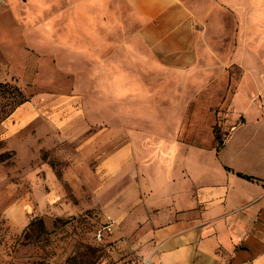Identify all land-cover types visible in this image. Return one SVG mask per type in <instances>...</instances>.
Segmentation results:
<instances>
[{
  "label": "rangeland",
  "instance_id": "obj_1",
  "mask_svg": "<svg viewBox=\"0 0 264 264\" xmlns=\"http://www.w3.org/2000/svg\"><path fill=\"white\" fill-rule=\"evenodd\" d=\"M220 13L218 32L212 14H199L206 30L196 38L198 74L187 80L153 58L138 34L143 16L126 0H0V264L141 263L147 254L139 233L119 224L101 240L95 235L117 196L114 188L102 197L116 173L96 162L132 134L135 92L138 120L152 103H187L180 136L219 144L243 73L231 61L237 32ZM258 51L244 55L257 77L264 71ZM245 89L254 91L251 83ZM21 104L31 113L18 125L23 117L13 111Z\"/></svg>",
  "mask_w": 264,
  "mask_h": 264
},
{
  "label": "crops",
  "instance_id": "obj_2",
  "mask_svg": "<svg viewBox=\"0 0 264 264\" xmlns=\"http://www.w3.org/2000/svg\"><path fill=\"white\" fill-rule=\"evenodd\" d=\"M126 1L143 16L138 34L153 58L187 80L198 74L192 71L199 62L196 38L206 30L199 14H212L218 32L224 29L220 12H227L237 32L231 61L243 73L227 114L229 127L236 125L221 145H207L195 133L180 136L187 103H152L149 118L138 120L141 97L133 94L132 134L96 162L98 170L116 173L115 183L102 185L104 199L117 190L104 215L123 233H139L146 256L164 264H264V71L255 76L245 58L260 55L259 47L264 53V0ZM248 83L254 91L245 89ZM25 104L13 111L23 117L18 125L31 113ZM125 112L121 107L119 137Z\"/></svg>",
  "mask_w": 264,
  "mask_h": 264
},
{
  "label": "built area",
  "instance_id": "obj_3",
  "mask_svg": "<svg viewBox=\"0 0 264 264\" xmlns=\"http://www.w3.org/2000/svg\"><path fill=\"white\" fill-rule=\"evenodd\" d=\"M235 125L236 124L231 125L229 128V131H231ZM225 134L222 138V143L227 139L229 132L227 135ZM114 230H115V222L111 218L107 217L102 223L101 227L96 231L95 235L99 240H101L104 238L105 235L112 233ZM140 264H164V263L159 260H155L153 259V257L148 255L142 258V261Z\"/></svg>",
  "mask_w": 264,
  "mask_h": 264
},
{
  "label": "trees",
  "instance_id": "obj_4",
  "mask_svg": "<svg viewBox=\"0 0 264 264\" xmlns=\"http://www.w3.org/2000/svg\"><path fill=\"white\" fill-rule=\"evenodd\" d=\"M217 139H218V141H219V145H221V143H222V139L220 138V136H217Z\"/></svg>",
  "mask_w": 264,
  "mask_h": 264
}]
</instances>
